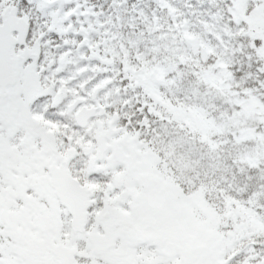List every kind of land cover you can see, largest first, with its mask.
<instances>
[{
    "label": "rangeland",
    "instance_id": "374dc122",
    "mask_svg": "<svg viewBox=\"0 0 264 264\" xmlns=\"http://www.w3.org/2000/svg\"><path fill=\"white\" fill-rule=\"evenodd\" d=\"M208 1L216 3L218 0ZM263 2L226 0L222 9V17L232 25L230 40L222 44L226 56H233L235 52L243 55V46L247 48L251 43L246 60L239 61L240 67L234 72L229 70V62L219 59L224 54L222 50L210 48V42L197 36L206 43L204 47L190 31L182 11V7L187 11L194 8L190 0H0V13L6 5L17 3L23 15L29 14L34 42L39 41L50 50L58 39V48H62L59 56L66 54L69 60L77 58L83 43L89 47L103 46L116 54L119 84L130 93L129 104L135 123L153 128L152 135L156 132L155 140L143 137L149 147L142 152L148 169H157L162 181L160 186L167 192L163 202L158 200L162 204L158 224L138 226L130 220L133 226L125 227L101 219L102 209L106 207L101 208L100 204L108 199L93 189L95 212L91 213L98 221H91L87 232L79 235L72 233L70 216L53 193L41 197L28 195L24 207L20 208L18 196L9 195L10 185L6 176L0 174V192L8 197L0 208V264H57L52 251L57 245L76 248L80 264H115L122 259L128 264H245L244 258H252L246 261L249 264H264V248L252 246L253 236L249 238L254 233L253 228L245 236L244 221L248 219L241 216L239 223H223L226 208L221 199L229 198L224 195L228 189L225 175L219 179L214 174L212 188L210 184L199 183V177L213 175L202 169L203 164L209 165L210 161L216 162L214 166L219 172L230 171L241 185L244 182L246 190L241 186L239 193L250 189L251 182L247 180L256 179V175L264 178V72L259 73L264 70V16L260 14ZM54 12L60 14L58 33L42 30V16L48 15L45 24L48 26ZM63 39L67 45H63ZM184 40L193 57L197 54L205 63L203 75L198 78L191 75L189 68L194 60H186L190 84L200 93L203 89L208 91L211 100L223 103V112L221 106L219 109L213 107L214 115L206 119L204 115L212 113L203 114L205 108L200 111L195 108L198 95L190 97L195 99L194 107L189 106V93L185 94L186 100H180L176 86L179 79L176 81L175 75L168 72L171 59H153L145 53L146 47L148 51L150 45L160 43L170 58L185 59L183 54L188 47ZM253 57L256 63L250 60ZM237 58L243 59L241 55ZM64 84L66 80L61 83ZM230 100L232 106L226 103ZM43 122L42 117H35V123L44 128V135L56 127L52 122ZM212 122L218 134H226L229 141H233L227 156L229 150L222 146L208 157L206 145L201 148L191 140L192 133L205 132ZM205 124L207 127L200 129V125ZM0 134L4 135L3 130ZM51 139L58 137L54 135ZM33 141L30 145L39 151V144ZM17 150L24 154V149ZM201 155L203 159L208 158L203 163L199 159ZM4 159L15 161L17 158H0ZM76 162L84 165V158ZM104 166L107 167V163ZM79 170L81 175L89 176L93 168ZM25 180L29 184V180ZM208 189L217 194L208 193ZM45 190L48 191L47 186ZM36 192L40 193L38 188ZM45 197L51 198L50 208L33 216L30 207L36 211V204L42 205ZM167 200L172 202L165 206ZM118 211L122 219L130 215ZM42 214L50 216L49 227L40 217ZM246 253L249 255H244ZM225 256L229 257L228 263Z\"/></svg>",
    "mask_w": 264,
    "mask_h": 264
},
{
    "label": "flooded vegetation",
    "instance_id": "af4514ba",
    "mask_svg": "<svg viewBox=\"0 0 264 264\" xmlns=\"http://www.w3.org/2000/svg\"><path fill=\"white\" fill-rule=\"evenodd\" d=\"M17 13L28 20L29 31L25 45L14 49L19 57L15 83L0 99V130L5 135L0 134V158H17L0 160V174L6 176L10 185L9 195L18 196L20 208L24 207L28 195H51L50 173L65 167L80 185L89 189L88 225L98 221L91 213L95 212L93 189L108 199L100 204L101 208L106 207L102 209L101 219L125 227L133 226L130 220L138 226L158 224L162 205L158 200L163 202L167 192L160 186L162 181L157 169H148L142 152L149 147L143 137L155 140L157 136L153 137L156 134L152 135L153 128L135 123L129 104L130 93L119 84L116 54L103 46L89 47L83 43L77 58L69 60L66 54L59 56L62 48H58V39L50 50L45 49V44L32 40L33 22L29 14H22L19 4ZM59 15L54 12L48 26H45L48 15L42 16V30L58 33ZM63 45H67L65 39ZM65 80L67 84L61 85ZM36 116L56 127L44 135V128L35 123ZM77 119L85 125L79 124ZM54 135L57 140L51 139ZM33 140L39 144V151L30 145ZM17 149H24V154ZM80 158H84V165L76 162ZM90 167L93 171L89 176L80 174L79 169ZM7 199V195L0 192V208ZM50 199L45 197L44 201L43 198L42 205L36 204V211L30 207L33 216L46 212ZM167 202L172 201L167 200L165 206ZM119 209L128 212L129 217L122 219ZM40 217L49 227L50 216L42 214ZM115 264H128V261L122 259Z\"/></svg>",
    "mask_w": 264,
    "mask_h": 264
},
{
    "label": "trees",
    "instance_id": "16d2710c",
    "mask_svg": "<svg viewBox=\"0 0 264 264\" xmlns=\"http://www.w3.org/2000/svg\"><path fill=\"white\" fill-rule=\"evenodd\" d=\"M200 0H190L192 3V6L194 8H191L190 11H187L186 8L182 7V11L185 15V18L187 19L189 23V28L190 31L195 34V38H198L197 36H200L201 38L204 39L205 42H210V48L213 47H218L222 52L225 51V49L222 47V44L230 40V34L231 33V24L227 22L223 17H222V9L224 7L226 0H218L216 3L214 2H209L208 0H204L203 3L199 2ZM200 11V13H199ZM260 14L264 16V2L260 6ZM264 22V17L262 19ZM183 25V24H182ZM181 30V28L179 29ZM183 40V39H182ZM185 41V40H184ZM199 43L206 47V43L202 41L201 39L198 38ZM233 41V40H231ZM258 41V40H257ZM234 42V41H233ZM187 44L188 49L185 50L186 54H183L184 57H187L185 59H179V56L177 58H170L171 55L167 54L165 52L164 46L162 44H157L153 43L151 48L148 49L147 47L145 48V53L147 55H152L153 59H171V63L169 64V70L173 76L174 79L177 81L179 79V83L176 85L178 86V93L181 96L180 100H186V93H189V106L192 105L194 107L195 99H190L191 96L198 95L197 96V103L195 108H198V110H202L201 108H205V111H203V114H206L207 112L212 113L211 108L216 107L217 109L222 108L223 112V103L219 101H213L211 100L212 98L210 97V94L208 91L203 89L201 93L199 92L198 88L194 86V84L191 83V76L188 72L187 64L185 63L187 59L190 58V60H194L193 63L189 66L192 72L191 75L193 77L198 76L200 78V75H203L201 72L205 67L203 62H201L198 58L199 56L195 54H191L189 50V45ZM201 48V46L199 47ZM234 50V49H233ZM244 54H239L235 52L233 56H226L227 53L224 52V54L219 57V59H223L226 62H229V70L231 71H237L239 65V61H245L246 60V53H248L251 50V43L245 47L243 46ZM235 51V50H234ZM242 56L243 59H238L237 57ZM261 59V58H260ZM251 61L255 62L256 58H250ZM177 62V63H176ZM256 63V62H255ZM264 70H262L259 73H263ZM197 80V79H195ZM202 87V86H201ZM237 89V88H236ZM215 90V89H214ZM264 91V89L262 90ZM194 95V96H195ZM232 101L230 100L227 101L229 105L232 106ZM194 108V109H195ZM210 115H214V113L209 114V115H204V118H209ZM215 122H212L207 125H200V129L207 127L205 129V132H196V134L192 133L193 136L191 137V140L196 142L197 146H201L205 144L207 147V152L206 156L210 157L211 154L216 151L217 148H221L222 146H225V148H228L229 152L226 153V156L231 153V148H232V142L229 141L228 137L226 134L220 133L218 134L213 128V124ZM192 132L191 130H189ZM178 134V130H177ZM179 136H180V131H179ZM218 150V149H217ZM204 156H200L201 162L205 159H203ZM202 162V163H203ZM214 163L216 162H209V165L205 162L202 166V169L204 172L212 173V176H209L208 174L205 175L204 177H199V183L200 184H210V188L213 187L211 184L212 182L215 181V175L217 174L219 179L223 178V175H225L226 183H227V191L224 194L225 196L229 197L225 204V201L221 199L223 206L226 208V214L225 218H223V223L226 224H231V223H239L240 217H246L248 220L244 221V226L246 227L245 230V236L248 233V230L253 228L254 233L249 235L253 236L252 238V246L254 247H263L264 248V178L261 176L256 175V179H249L247 180V183L251 182V187L248 191L244 193H239L240 187L242 186L244 190H246V186L244 182L242 181V185L239 180L235 179L233 174L230 171H227L226 173H221L219 172L218 168L214 166ZM227 167L230 168V164H227ZM260 175V174H259ZM195 180V178H194ZM250 184V183H249ZM208 188V187H206ZM233 188V189H232ZM239 189V190H238ZM243 190V191H244ZM208 193H213L217 194L216 192L212 191L211 189H208ZM212 196V195H211ZM236 198V199H234ZM242 198V199H241ZM244 198V199H243ZM234 199V200H233ZM241 202L239 203L238 202ZM236 212L237 214H235ZM250 218V220H249ZM256 241V243H255ZM247 243L246 245H248ZM241 254V251H240ZM244 255H249L248 253ZM224 258L226 260V263H228V258L225 256ZM243 260L245 264H249V262L246 261H252V258H244Z\"/></svg>",
    "mask_w": 264,
    "mask_h": 264
},
{
    "label": "water",
    "instance_id": "95a60500",
    "mask_svg": "<svg viewBox=\"0 0 264 264\" xmlns=\"http://www.w3.org/2000/svg\"><path fill=\"white\" fill-rule=\"evenodd\" d=\"M28 30L29 24L25 18L17 16V7L6 6L0 14V99L7 95L8 88L15 83L19 57L14 49L25 44ZM77 122L85 125L80 119H77ZM50 174L49 184L54 189L60 205L64 206L71 216L73 233H84L90 204L88 189L80 186L65 167L52 170ZM53 254L58 264H74L76 250L57 245L53 247Z\"/></svg>",
    "mask_w": 264,
    "mask_h": 264
}]
</instances>
